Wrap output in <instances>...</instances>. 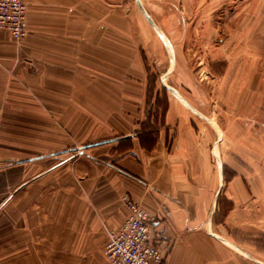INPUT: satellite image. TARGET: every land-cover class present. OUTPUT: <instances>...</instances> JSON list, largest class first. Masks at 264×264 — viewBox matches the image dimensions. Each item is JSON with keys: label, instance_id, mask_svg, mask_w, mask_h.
Returning <instances> with one entry per match:
<instances>
[{"label": "crops", "instance_id": "0c3cea01", "mask_svg": "<svg viewBox=\"0 0 264 264\" xmlns=\"http://www.w3.org/2000/svg\"><path fill=\"white\" fill-rule=\"evenodd\" d=\"M21 1L25 39L0 32V260L109 264L127 195L153 218L164 264H264L252 243L264 237V0L235 2L248 40L216 123L176 90L149 107L127 0Z\"/></svg>", "mask_w": 264, "mask_h": 264}, {"label": "rangeland", "instance_id": "374dc122", "mask_svg": "<svg viewBox=\"0 0 264 264\" xmlns=\"http://www.w3.org/2000/svg\"><path fill=\"white\" fill-rule=\"evenodd\" d=\"M127 1L123 11L128 13V22L122 23L128 24L134 42L141 50L146 66L149 107L152 108L155 94L171 95L168 85L191 99L216 123L218 108L221 111L223 108L222 98L218 101V96L225 94L227 98L233 92L232 64L238 56L234 49L239 44L243 45L244 39L248 40L234 33L236 22L233 19L238 9L236 0H223L224 4H206L205 0H140L143 11L156 28L167 35L164 39L174 44V55L172 49L157 36L137 0ZM117 7L120 6L114 5V10ZM236 26L237 31L239 23ZM253 38L258 44H264V13L257 22ZM218 103H221L220 106ZM256 215L258 222L264 221L263 212ZM0 221H5L3 224L7 227L8 211L0 217ZM0 232L4 233L7 241L8 229H1ZM252 241L258 249L264 250L263 236L252 237ZM8 248L7 243L0 245L5 254L9 252ZM0 264L10 262L2 258Z\"/></svg>", "mask_w": 264, "mask_h": 264}, {"label": "built area", "instance_id": "2783aa9c", "mask_svg": "<svg viewBox=\"0 0 264 264\" xmlns=\"http://www.w3.org/2000/svg\"><path fill=\"white\" fill-rule=\"evenodd\" d=\"M28 5L21 0H0V32L16 43L26 37ZM129 216L118 230L108 233L105 257L109 264H164L170 251L162 248L152 233L153 218L129 196L123 197Z\"/></svg>", "mask_w": 264, "mask_h": 264}, {"label": "water", "instance_id": "95a60500", "mask_svg": "<svg viewBox=\"0 0 264 264\" xmlns=\"http://www.w3.org/2000/svg\"><path fill=\"white\" fill-rule=\"evenodd\" d=\"M137 3H138V6H139L140 10L143 12L144 16L146 17V19L148 20V22L151 24V26L154 27L155 29H157L156 26L154 25V23L152 22V20L150 19V17L143 11V8L140 5V2L138 0H137ZM167 88H168V90L171 93H173L174 95L178 96V93L175 90H173L172 88H169V87H167Z\"/></svg>", "mask_w": 264, "mask_h": 264}]
</instances>
